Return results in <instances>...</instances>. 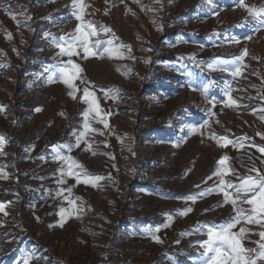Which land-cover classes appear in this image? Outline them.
I'll list each match as a JSON object with an SVG mask.
<instances>
[{
	"label": "rangeland",
	"instance_id": "374dc122",
	"mask_svg": "<svg viewBox=\"0 0 264 264\" xmlns=\"http://www.w3.org/2000/svg\"><path fill=\"white\" fill-rule=\"evenodd\" d=\"M84 5L78 21L72 0H0V264H201L208 229L235 215L218 160L230 158L223 167L235 171L223 178L234 184L251 169L264 174L253 146H264V13L240 0ZM89 22V47L102 55L77 46L73 99L56 45ZM84 88L100 108L88 129Z\"/></svg>",
	"mask_w": 264,
	"mask_h": 264
},
{
	"label": "snow or ice",
	"instance_id": "6c2138e0",
	"mask_svg": "<svg viewBox=\"0 0 264 264\" xmlns=\"http://www.w3.org/2000/svg\"><path fill=\"white\" fill-rule=\"evenodd\" d=\"M74 6H79L78 12L75 13L76 19L78 21L82 20V14L85 10L84 0H72ZM240 5L247 8L251 14L254 16H258L261 13H264V8L256 10L254 8H249L248 5L244 3V0H240ZM15 19V16L12 17ZM85 28L88 30L85 31ZM103 31L110 32L111 29L104 28ZM97 36V30L93 26L91 22L87 23L84 26L77 25L74 32L68 35L67 40L65 36H61L59 39L64 43H58L56 46L60 48L62 54H66L69 59L66 62H63L60 66V72L63 75V83L68 85L73 91H69L68 95L73 99H76L75 91H77V86L73 83L74 80L80 78L79 72L82 71L79 65L74 64L71 60V57L74 54H79L76 49L79 45L83 48L85 53H91V55H102L101 53L91 52L90 37ZM111 44V41L108 42ZM238 43V41H237ZM93 47L97 45H101V41L99 39L95 41H91ZM130 51V46H127ZM104 52H107L109 56L116 54L122 55L121 53H115L111 48H105ZM244 54L247 55V49L244 50ZM255 58V57H254ZM240 58H237L239 60ZM208 67L210 69L213 68V64H209ZM227 71V68L223 69ZM240 68L237 67L233 75H239ZM81 83H84L81 78ZM206 92V89H205ZM264 99V97H261ZM82 99L86 103L90 104V108L88 111L84 113L86 118L85 129L89 128L87 123V116L89 111L95 112L97 116L100 115V108L96 102V98L93 93H91L88 88L83 89ZM230 105L235 104L236 102L232 99V97L228 96ZM40 111V109H37ZM61 115H63L61 113ZM264 119V117H262ZM100 123H104L105 127H108L106 121L103 117L99 120ZM207 123V121H205ZM195 130V129H194ZM91 131H96V129H91ZM102 134V133H101ZM84 134L81 133V136ZM260 135L262 139H264V134L257 133ZM226 143L223 144V147H227L228 144L232 143V141L227 140V138H223ZM5 144V138L0 135V150H2ZM76 146H80V137H77ZM235 146V145H234ZM258 151L264 153V146H257ZM240 147H244L243 144ZM0 154H3L0 151ZM95 155V153H93ZM61 160H69L70 157H58ZM230 158L228 156H223L218 160V170L216 175L220 176L219 182V190L224 194L225 203H230L235 215L230 216L227 220L223 222L219 228H209L207 235L208 239L202 243V247L205 249L204 256L205 259L201 262V264H264V230L259 232H253L251 228L247 227V225H259L261 229H264V174L260 173L258 169H251L250 171L256 172V175H248V176H237L239 183H232L226 181L223 177L228 174V172H233L234 169H228L223 167L225 162ZM77 162L73 161V164ZM80 168H83L82 165H78ZM223 168V171H221ZM0 172H2V167H0ZM86 173V170H85ZM68 175H78L69 169ZM0 178L7 179V175H3ZM97 179H100L99 177ZM84 183H93L92 180L86 179ZM227 189H234V192H229ZM69 193L71 189H68ZM211 191V190H209ZM79 199V198H78ZM194 199V198H192ZM70 203H75L74 201H69ZM242 205H248L250 207H243ZM3 204H0V211H3ZM191 211V209L183 210L182 214H187V212ZM60 212L63 214L65 209L61 208ZM238 225H241L238 231H234ZM62 226V225H61ZM255 234L260 237L257 241H250V243H254L257 245L255 248H247L244 246L243 241L248 238L249 235ZM157 242L159 241L158 238ZM179 242V241H177ZM211 254V255H209ZM34 257H21L19 264H29V261Z\"/></svg>",
	"mask_w": 264,
	"mask_h": 264
}]
</instances>
